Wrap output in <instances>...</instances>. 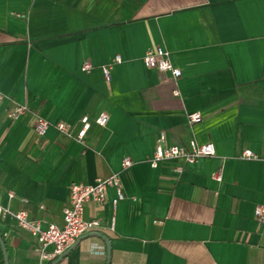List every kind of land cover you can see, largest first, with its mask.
Returning <instances> with one entry per match:
<instances>
[{"label": "crops", "instance_id": "crops-1", "mask_svg": "<svg viewBox=\"0 0 264 264\" xmlns=\"http://www.w3.org/2000/svg\"><path fill=\"white\" fill-rule=\"evenodd\" d=\"M157 47L179 80L145 65ZM118 55L107 81L102 67ZM18 105L29 112L13 122ZM35 113L74 133L84 116L92 126L82 142L54 127L41 138ZM103 113L106 127L94 122ZM161 133L167 146L194 140L216 154L153 169ZM115 173L124 199L115 205L109 187L105 204L88 202L100 228L48 264H108L98 235L110 264H264L254 216L264 204V0H0V207L61 226L73 183ZM0 237L9 264L38 263L13 218H0Z\"/></svg>", "mask_w": 264, "mask_h": 264}, {"label": "built area", "instance_id": "built-area-1", "mask_svg": "<svg viewBox=\"0 0 264 264\" xmlns=\"http://www.w3.org/2000/svg\"><path fill=\"white\" fill-rule=\"evenodd\" d=\"M143 61L149 69L156 70L161 74L170 73L175 81L182 77V71L175 67L171 61L170 53L161 47L149 49ZM122 62L120 55L116 56L112 62L102 67L104 78L107 81L111 80V70L113 65ZM93 65L86 61L83 64L82 70L90 72ZM2 98V97H1ZM29 112V108L25 105L15 106L8 114L11 121L15 122L21 119L23 115ZM200 113L189 115L190 124L200 123L202 121ZM109 121V116L105 113L95 119V123L101 127H106ZM92 126V121L88 116L81 119V127L77 133H74L70 125L64 122L53 123L41 115L35 113L34 131L41 138L45 137L50 127H54L59 133L69 137L70 139L82 142L87 135V132ZM216 151L212 143L198 144L196 141H191L189 148L178 145H166V136L161 133L156 145L154 155L149 163L153 169L159 167L160 163L170 160H180L184 165L194 164L201 159L215 156ZM242 158L258 159V157L250 150L244 151ZM132 165L129 158L124 159L123 168H128ZM183 166H179L176 171L181 172ZM217 181H221V174L215 175ZM109 187H114L117 190L118 199L114 202L116 205L124 199L121 188L120 174L115 173L111 177L103 179L98 178L93 184L86 185L83 183H73L70 186V203L63 212V225L48 224L43 226L42 221L31 219L26 211H13L9 208L0 207V218L11 217L16 222L20 229L28 232L35 240L34 247L38 254L37 264H48L61 258L67 250H69L77 241L85 234L96 231L100 228V223L97 220H88L85 217V207L90 201L98 204H105L107 201V190ZM10 197L14 195L10 193ZM254 216L257 221L264 223V204L256 206Z\"/></svg>", "mask_w": 264, "mask_h": 264}, {"label": "water", "instance_id": "water-1", "mask_svg": "<svg viewBox=\"0 0 264 264\" xmlns=\"http://www.w3.org/2000/svg\"><path fill=\"white\" fill-rule=\"evenodd\" d=\"M98 236L102 237L107 243V246H108V264H110V261H111V244L109 242V239H107L103 235H98ZM0 245H1L2 250H3L4 264H9L7 249H6L5 243L1 237H0ZM54 264H56V262Z\"/></svg>", "mask_w": 264, "mask_h": 264}, {"label": "trees", "instance_id": "trees-1", "mask_svg": "<svg viewBox=\"0 0 264 264\" xmlns=\"http://www.w3.org/2000/svg\"><path fill=\"white\" fill-rule=\"evenodd\" d=\"M1 264H4L3 262H1Z\"/></svg>", "mask_w": 264, "mask_h": 264}]
</instances>
